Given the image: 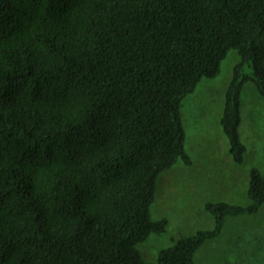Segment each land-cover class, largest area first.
<instances>
[{"label":"trees","instance_id":"16d2710c","mask_svg":"<svg viewBox=\"0 0 264 264\" xmlns=\"http://www.w3.org/2000/svg\"><path fill=\"white\" fill-rule=\"evenodd\" d=\"M229 49L219 123L239 163L244 83L264 98V0H0V264H153L138 245L167 230L156 179L192 162L182 98ZM246 196L206 201L213 225L155 264H196L226 215L257 212L264 170Z\"/></svg>","mask_w":264,"mask_h":264},{"label":"rangeland","instance_id":"374dc122","mask_svg":"<svg viewBox=\"0 0 264 264\" xmlns=\"http://www.w3.org/2000/svg\"><path fill=\"white\" fill-rule=\"evenodd\" d=\"M239 59L229 49L213 77H202L181 101L185 148L192 162L178 159L156 179L150 205L153 218L166 216V233H150L139 243L143 258L155 264L157 251L173 239L198 228L211 227L213 215L203 204L227 200L245 204L248 170H264V98L251 81L241 92L239 133L246 146L241 162L232 160L228 142L219 123L224 91ZM196 264H264V204L257 212L225 216L220 233L206 239L194 252Z\"/></svg>","mask_w":264,"mask_h":264}]
</instances>
